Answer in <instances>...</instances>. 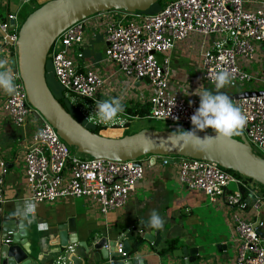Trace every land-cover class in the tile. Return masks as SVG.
<instances>
[{"label": "built area", "instance_id": "built-area-1", "mask_svg": "<svg viewBox=\"0 0 264 264\" xmlns=\"http://www.w3.org/2000/svg\"><path fill=\"white\" fill-rule=\"evenodd\" d=\"M28 1L20 0V5ZM10 20H14V25ZM90 25L94 32L89 30ZM17 26L14 14L7 13L1 20L0 35L5 47L16 49ZM96 32L103 42L105 55L99 66L83 53L88 49V42L97 39ZM192 35L201 36L209 44L201 53L204 81L213 85L211 77L227 69L233 76L231 86L239 85L236 82H250L252 74L241 68L238 59L251 60L254 43L264 49V0H171L156 12L112 11L84 19L68 27L53 42L46 58V76L49 72L55 77L63 90L59 96L65 101L69 99L72 109L87 121L95 115L97 100L122 96L124 104L128 100L147 104L149 111L145 118L192 128L190 117L199 107L200 98L188 85L178 86L173 82L169 60L176 43ZM207 36L211 41L205 40ZM158 56L162 57L161 62ZM103 63L110 64L111 69L101 67ZM12 73L18 90L14 95H6L2 109L21 127L27 117L34 119L35 109L26 101L18 73ZM144 78L148 79V86ZM128 79L139 81V87L124 83ZM80 97L85 103L79 104ZM234 102L248 116L242 131L246 139L264 154V92ZM122 115L109 124L95 119L91 123L104 128L124 126L126 119ZM121 119L123 123L119 122ZM41 130L46 132L43 137L37 135ZM24 152L29 198L40 203L68 196L81 197L97 206L102 215L119 210L127 203L144 176L143 161L149 163L150 159L82 158L45 120L38 123ZM0 161L2 186L4 162ZM158 161L176 165L179 182L185 188L203 192L210 202L222 200L227 207L244 211L245 217L234 211L230 218L236 244L234 264H264V222L252 221L246 216L249 209L263 205L264 194L257 187L243 183L214 162L184 157H160ZM231 182L237 184L236 191L229 190Z\"/></svg>", "mask_w": 264, "mask_h": 264}, {"label": "crops", "instance_id": "crops-1", "mask_svg": "<svg viewBox=\"0 0 264 264\" xmlns=\"http://www.w3.org/2000/svg\"><path fill=\"white\" fill-rule=\"evenodd\" d=\"M30 1H34L32 11L34 7L48 0H29L28 2ZM20 7V0H0V22L7 13L16 15L17 21ZM96 35L97 39L88 42V49L83 52L85 58L94 56V50L103 47L99 33L96 32ZM208 45L201 36L199 40L197 35L176 43L172 52L169 53L171 76L176 85H188L194 91L201 87L214 90V86L202 78L201 53ZM253 47L254 57L251 60L242 57L238 59L241 68L252 74V80L246 82L244 86L239 85L235 91L227 92L226 87L223 88L221 91L225 94L244 91L264 92V49L256 43ZM15 55L16 49L5 47L0 35V59L6 60L9 66L11 56ZM124 83L128 85L133 83V86H136L134 88H137L139 84L131 79ZM6 95L0 91V160L4 162L3 185L0 186L2 201L0 202L5 211L13 213L17 203H22L25 197L29 198L25 180L24 151L30 144L38 122L28 117L26 124L24 123L21 127L16 126L10 115L2 109V102ZM138 105L141 104L137 101H126L122 115L126 119V124L113 127L125 128L126 117L136 118L130 111L139 107ZM207 130L212 131V129ZM149 164L150 168L146 169L143 178L137 182L135 191L127 203L121 209L103 215V219L98 213L86 210L85 207L88 206L89 201L81 197L68 196L53 202L37 203L36 217L28 223L31 256L39 257L40 247H46L44 244H38V238H44L45 243L49 240V236L56 232L57 225L68 218H74L79 240L86 241L89 246L107 234L118 237L119 242L127 239L130 254L143 264H182L183 258L174 257L172 254V250L181 247L197 248V259L192 264H234L236 244L231 221L224 214L223 220L226 227L218 221L220 217L218 212L221 208L210 206L203 192L185 188L178 180L176 165L163 164L161 161L151 163L150 159ZM2 170L1 165L0 172ZM253 203L251 200L250 206ZM263 207L264 200L261 207L249 209L247 218L264 222ZM153 209H156L165 220L163 230H153L140 223L147 221ZM262 230L264 231V227ZM149 232H158L159 242L156 246L143 239L142 235ZM138 236L141 237V242L138 249L133 252L132 243ZM171 243L173 248L161 254L160 251L169 248ZM77 254L82 255L83 249L78 248Z\"/></svg>", "mask_w": 264, "mask_h": 264}, {"label": "water", "instance_id": "water-1", "mask_svg": "<svg viewBox=\"0 0 264 264\" xmlns=\"http://www.w3.org/2000/svg\"><path fill=\"white\" fill-rule=\"evenodd\" d=\"M160 0H48L29 12L17 27L16 55L10 65L22 81L26 101L35 109L34 118L39 124L47 121L58 136L72 149L92 158L115 161H130L141 156H150L154 163L160 157H184L214 162L227 171L241 174L264 186V156L248 142L244 133L231 140H217L210 150L200 151L181 148L169 142V129L143 127L121 137H108L91 130L74 117L58 101L48 84L46 58L57 37L68 27L84 19L112 11L128 13L149 12ZM14 25V20H10ZM162 61V57H158ZM148 83V79L144 78ZM139 81H137V84ZM263 92L244 91L228 94L233 101L257 96ZM200 137L215 136L206 130ZM171 162V159H167ZM248 198H246V201ZM28 222L13 216L3 209L0 202V264H143L130 254L127 239L106 235L91 245L79 240L74 218L57 225L56 232L38 238L41 255L31 256L28 241ZM143 239L153 245L159 242V234L145 233ZM83 254L78 255L77 249ZM197 248L181 247L172 250L174 257L183 258L182 264H192L197 259Z\"/></svg>", "mask_w": 264, "mask_h": 264}, {"label": "clouds", "instance_id": "clouds-1", "mask_svg": "<svg viewBox=\"0 0 264 264\" xmlns=\"http://www.w3.org/2000/svg\"><path fill=\"white\" fill-rule=\"evenodd\" d=\"M149 12L152 11L150 10ZM11 69L7 66L6 60L0 59V91L8 95H14L18 90ZM232 79L233 76L229 70L221 69L211 77L214 90L201 87L193 93L200 98V103L199 107L190 117L192 129L185 130L180 127L172 131L168 137L170 143L181 148L207 151L212 148L217 140H231L234 135L242 133L247 125L248 116L230 96L221 91L231 84ZM95 107V115L89 118V122L95 119L98 123L109 124L117 121L120 114L125 111L122 96L97 100ZM119 122L123 123V120L121 119ZM207 129H212L215 132V136L206 135L200 137L198 135V133L205 132ZM37 135L43 137L46 135V132L41 130ZM37 208L38 204L34 199L25 197L22 203H17L15 206L13 216L19 218L21 225L25 221L31 223L36 217ZM140 223L153 230H163L165 226L164 218L156 209H153L149 213L146 222L141 221Z\"/></svg>", "mask_w": 264, "mask_h": 264}, {"label": "rangeland", "instance_id": "rangeland-1", "mask_svg": "<svg viewBox=\"0 0 264 264\" xmlns=\"http://www.w3.org/2000/svg\"><path fill=\"white\" fill-rule=\"evenodd\" d=\"M169 1H171V0H161L159 4H157L155 7H153L151 9V11L152 12H156L158 10V8H160L164 3L169 2ZM257 2H258V0H257ZM33 3H34V1H30V2H28L25 5H23L24 3L20 5L21 7L19 9L20 10L19 17H18V19L16 21L18 26L21 23V21L23 19V16L26 13H29L31 11ZM256 6H258V5H256ZM93 17H95V16H93ZM88 28H89V30L91 32H94V28L91 25ZM16 31H17V29H16ZM207 39L209 41H211V37L210 36H207ZM199 40H200V36H199ZM94 52H95V54H94V56H91V58H92L93 61L98 62V66H99L101 64L100 61L102 60L103 57H105L104 50H103L102 47H99V48L95 49ZM48 58H49V54H48ZM101 67H103V68L105 67V69H107V70H110L111 69V65L108 64V63H103V66L101 65ZM47 68H48V71H50L49 70L50 69L49 68V64H48V67ZM47 77H48V84H49L50 88L53 90V92L56 93V94L63 93V90L60 88V85L57 82V80L55 79V77L52 74H50L49 72H48ZM235 84H239V85H243L244 86L247 83H244L243 84V83L236 82ZM145 85L148 86L147 83H145ZM239 85H235V86L228 85V86H226V89H227L226 91L227 92L235 91V90L238 89V86ZM77 100L79 101V104L85 103V99L84 98H81L80 97ZM63 102L67 106V108L69 109V111L71 112V114L74 117H76L79 121H81L82 124L86 125L90 129L96 128L95 125H93L91 122L83 119V117L80 116V114H79V112L77 110L72 109V107L68 104L69 103V99H67L66 101H63ZM88 102H90V100H88ZM76 107L78 108V106H76ZM126 118H127V125H126L125 128H123V127L122 128H119V127H110V128L109 127H105V128H100L101 129L100 130V134L101 135H106L108 137L109 136L110 137H121V136H123V134L125 132L132 133V132H135V131L140 130L141 128H143L142 126L150 127V128H158V129H164L165 128V129H169L171 131H174L177 128H180V127H182L185 130L186 129H189V130L192 129L191 127H188V126L175 125V124H172V123H167L166 121H163V120L149 119V118H145V117L142 118V117H138V116L136 118H133V117H131V118L130 117H126ZM254 149L257 150L256 148H254ZM73 150L75 151L76 149L74 148ZM259 153L261 155H264L261 152H259ZM76 155H78V156H80L82 158H89L90 157L87 154L79 153V152H76ZM146 157H150V156L144 155V156H141L139 158H146ZM149 165L150 164L148 162L143 161L144 173H145V171H146L147 168L148 169L150 168ZM230 172L232 174L238 176L242 181H244L243 183L248 184V185H252L253 184L254 187H257L264 194V186L260 185L257 182H250L248 178L242 176L241 174L235 173L233 171H230ZM177 175H178V172H177ZM228 188H229L230 191H236L238 189V186H237L236 183L231 182L229 184ZM208 204L210 206L211 205H214L213 207H216V208H221L220 209L221 212L220 211L218 212V214L220 216L219 219H218V221L221 222L224 227H226V225H225V222L223 220V214L229 220H230L231 215H232V213L234 211L237 212L241 217H245L244 211L238 210V209H231V208L227 207L222 200H217L216 202H210L208 200ZM85 208H86V210H91L93 213H98L99 216L102 217V219H103V215L99 212V208L97 206H95L92 202L89 201L88 202V206H86Z\"/></svg>", "mask_w": 264, "mask_h": 264}, {"label": "trees", "instance_id": "trees-1", "mask_svg": "<svg viewBox=\"0 0 264 264\" xmlns=\"http://www.w3.org/2000/svg\"><path fill=\"white\" fill-rule=\"evenodd\" d=\"M160 3V2H159ZM38 7V6H37ZM37 7H34L37 8ZM51 89V88H50ZM51 91L53 92V90L51 89ZM53 94L55 95V97L58 99V101L64 106V108L69 111V109L67 108V106L64 104L63 101H65L62 97L59 96V93L56 94L53 92ZM63 100V101H62ZM142 105V104H141ZM141 105H138L139 107H136L134 110H131L130 112L134 113L135 115L134 116H138V117H146L148 115V111H149V107L147 104H143L142 106ZM70 112V111H69ZM71 113V112H70ZM100 128H104V127H96L94 129H91L93 131H95L96 133H100ZM186 130H189V129H186ZM124 134H127L126 132ZM140 242H141V237L138 236V237H135L134 239V242L132 243V251L135 252L139 245H140ZM173 248V243L170 244V247L167 248V249H162L160 251L161 254H164L166 251H168L169 249Z\"/></svg>", "mask_w": 264, "mask_h": 264}]
</instances>
